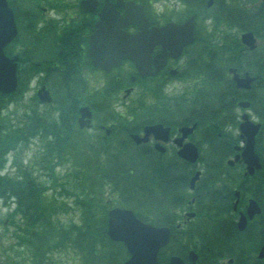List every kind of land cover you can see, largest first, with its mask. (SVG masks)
I'll return each instance as SVG.
<instances>
[{
  "label": "flooded vegetation",
  "instance_id": "obj_1",
  "mask_svg": "<svg viewBox=\"0 0 264 264\" xmlns=\"http://www.w3.org/2000/svg\"><path fill=\"white\" fill-rule=\"evenodd\" d=\"M20 1H24L22 6ZM7 3L28 39L32 37L37 45L45 37H52L55 47L60 49L53 61L27 65L26 70L41 75V85L50 88L48 69L65 89L73 84L74 92L69 99L74 105V117H68L67 123L78 127V108L86 105L91 115L82 129L95 134L96 147L108 141L115 143L121 137V143L156 155V161L150 164L154 169L149 179L152 184H140L127 202L122 200L117 186L112 185L114 202H110L107 210L129 209L143 221L150 218L153 226L166 227L170 238L163 246L168 252L158 253L161 263L170 264L172 255L190 263L188 253L194 251L196 263L203 264L199 252L205 247L213 264H264V257H257L264 243V238L257 236L264 230V188H256L258 181L252 178L264 164L261 161L256 168L253 162L244 159L239 136L244 116L259 123L255 150L260 155V139L264 138L260 116L264 107V0H7ZM107 12L109 18L116 19V32L110 35L101 29L105 38L98 37L97 47L102 44L104 55L112 56L106 61L109 70L93 66L89 53L91 36L99 33L102 27L99 21ZM248 32L252 33V39L244 36ZM116 57H120L119 64L112 65L111 59ZM94 72L106 75L103 88L110 78L114 81L115 84L110 82L114 89L112 97L93 102L90 73ZM148 72L151 74L141 76ZM245 74L250 77L248 83L242 80ZM216 77L221 78L217 83L222 86L216 85ZM223 77L231 85L224 84ZM149 81L155 84L153 97L165 99L152 103L151 115L141 114L147 110L142 107V112L134 116L128 111L133 103L129 98L136 87L139 91L147 88ZM231 86L234 92L229 89ZM85 90L89 91L87 96ZM103 101L114 113L97 112L102 109L95 107ZM216 117L225 120V126L217 127L212 120ZM155 123L167 131L158 130L156 138L151 134L140 143L130 138V134L142 135L146 125ZM184 127L191 131H183ZM186 144L197 148L193 162L184 157ZM222 145L229 150L222 159L224 164L212 161L216 158L212 155L213 146L220 150ZM165 154L173 157L167 158ZM136 168L139 176L143 175L142 166L137 164ZM253 200L260 211L249 215ZM107 210L103 209L106 215ZM156 218L164 221L152 220ZM184 242L192 243L186 246ZM227 242L233 245L234 255L223 246ZM239 242L245 251L236 246Z\"/></svg>",
  "mask_w": 264,
  "mask_h": 264
},
{
  "label": "trees",
  "instance_id": "obj_2",
  "mask_svg": "<svg viewBox=\"0 0 264 264\" xmlns=\"http://www.w3.org/2000/svg\"><path fill=\"white\" fill-rule=\"evenodd\" d=\"M15 42L23 45L22 37H17ZM33 44L34 42H31L30 46ZM26 53L27 51L24 47L20 48V55L21 57L23 56L22 63L25 62L24 56ZM22 72L19 74L18 90H21L24 85L25 79ZM220 79V77L215 78L216 85H221V83H217ZM223 83L231 85V81L226 80L224 77ZM229 89H232V86ZM226 90L225 88L223 89L224 92ZM14 94L18 93L15 92L9 95L0 93V111L4 104H7L9 100L13 99ZM60 105L58 115L60 118L58 123L44 120L42 115L33 110L30 114L24 113L21 121L16 124H10L7 119L5 120L0 116V169L5 165L9 151L21 150L24 147L23 144L31 140L32 136L37 138L38 144L40 145L28 157L26 164H32L31 166L29 164H23L20 161L16 163L17 169L14 176H11L6 171L3 174L0 173V200L7 203L10 198L13 199L14 207L12 210H9L8 215H11L12 218L15 214L19 216L18 221L21 222L22 233H24L22 240L23 242L25 240L29 244L32 257L40 260L37 261L38 264L44 261V257H47L46 252L51 248L63 245L66 242L69 246L73 247V250L75 249L83 254L81 256L84 259V264H89L86 259L91 258L95 264H98V259L101 260L100 258L106 259L110 264L114 260H120L123 253L120 257H116L115 254L118 248H114L108 250L103 255L100 251L101 256L96 255L99 253L97 250L98 242L100 241L99 243H101L104 233V220L102 216L96 215L98 208L96 206L100 205L95 204L97 202L96 198L90 196V165H97L98 174L95 177L97 180L96 185H101L102 179H110L113 185H116L118 190L121 191L123 195L122 200L127 202L128 198H130V193L135 194L136 187H139L140 184L147 182L148 184H152V181H149V179L154 169L151 168L150 164L155 162L156 159L146 150L133 154H115V150L108 151L106 149H104L106 152L105 159H101L103 156L102 150H93L91 146L86 144V147H89L91 150L90 160L87 158L88 154L84 155L80 152L73 153L74 149H83V143L80 142L79 138L80 131L74 123H67L68 117H74V105L68 95L66 101L61 102ZM148 113L152 114L151 109ZM260 116H262L264 123V107L260 111ZM212 120L217 121L216 125L218 127H223L224 122L221 118L216 117L212 118ZM46 133H51L49 139L45 137ZM119 144L121 145V142ZM221 147L223 149L219 150L213 146L212 155L214 154L216 158H212V161H223L224 164V160L222 159L228 154L229 150L227 149L228 147L226 148V145H222ZM43 149L44 151H42ZM28 153H25V155ZM259 153L264 161V138L260 139ZM65 154L74 163H80L84 160L87 162V159L90 162L89 165L87 163L84 164V162L83 165L79 164V168L76 166L71 172L76 178L74 187L79 188L83 194V197L80 194H74L76 203L81 210L79 220L75 224H60L58 221L52 220L54 213L57 211L65 212L64 207H66V204L58 201L56 196L69 192L66 188L59 189V186L64 184L57 182V177L55 176V172H53L54 164H52V161L57 158L61 163L62 157ZM101 163L108 164V169L101 166ZM137 164L142 166L143 175L141 176H139V171L136 168ZM131 168H133V174L129 176L128 172ZM32 169L34 172H32ZM45 172L51 178V183L48 187L46 184H42L37 180V175L41 173L45 176ZM33 174L34 176H32ZM252 178L258 181L255 183L256 188H264V165ZM67 181L69 180L67 179ZM93 188L96 190L95 196L100 195L102 188L98 186H94ZM46 190H50L53 193L52 198H47L45 195ZM152 220L164 221L162 218ZM257 236L264 238V230H261ZM223 246L228 252H233V245L229 242L224 243ZM236 246L241 248L242 244L239 242L236 243Z\"/></svg>",
  "mask_w": 264,
  "mask_h": 264
},
{
  "label": "rangeland",
  "instance_id": "obj_3",
  "mask_svg": "<svg viewBox=\"0 0 264 264\" xmlns=\"http://www.w3.org/2000/svg\"><path fill=\"white\" fill-rule=\"evenodd\" d=\"M23 36H24V33H21V37ZM17 48L18 50H15ZM20 48L22 47L16 46V43L14 42V44H12L8 50L13 53H20L19 52ZM22 75H24V71L22 72ZM31 76L32 78H30L29 81L25 80L26 82L22 87L23 93L20 96V98L17 97L13 101L9 100L7 104H4V106L1 108L0 116L4 118L5 120L7 119L10 124L12 123L16 124L21 121L22 115L24 113H27L26 112L27 110H31L32 108H35L39 114H42L44 120H47L50 122L54 121V123H58L59 118H60V116H58L59 108L58 107L55 108L51 104L40 103L38 101V98L35 97L36 96L35 90L41 86V85H38L40 81L38 80V76L36 74H31ZM103 76H106V75L99 73V72L90 73V94L96 95L98 90L103 89V84L105 83V78ZM52 80L54 83H56V79L54 76H52ZM55 87L65 90L64 86L59 81V78L57 79V83ZM170 89H171V86H170ZM70 90L74 91L72 83L70 85ZM88 93L89 91L85 90V96H87ZM160 98L165 99V98H162L161 96L153 97V95L149 91H144V87L141 88L140 91H139V88L136 87L135 91L131 94V97L129 98L130 100H132L133 103L131 106H129L128 111L132 115L138 116L139 113L142 112L141 111L142 107L150 106L152 105L153 102L156 101V99L161 100ZM123 110H124V107H123ZM223 121L225 122V120ZM90 132L91 131L80 132L79 138H80V142L83 143L82 144L83 149L73 150V153L80 152V153H83L84 155L88 154L87 158L89 160H90L89 156L91 154L90 152L91 150L89 147H86V145H88V143L90 142V135H91ZM223 132H225V129L223 130ZM227 132L230 133V131H227ZM45 137L49 139L51 137V133L50 134L46 133ZM118 139H121V137H117V140ZM36 141H37V138L35 136H32V139L28 140L25 143L26 145L23 144L24 147H22L21 150L9 151L7 155L8 161L6 162L5 171L10 173L11 176H14L16 174L15 171L17 169L16 163L22 161L23 164H26L31 152L35 151L36 149H38V146H40V145L35 144ZM104 144L106 145L107 143H104ZM88 146H90V144ZM118 149H119V154L123 153L124 150L126 154H129L131 148L123 149L120 146H118ZM42 151H44V149ZM28 152L29 154L25 155V153H28ZM115 154H118V153L115 151ZM165 155L167 156V158L173 157L172 155H169V154H165ZM88 159H87V162L84 160L80 163H74L71 160V158L66 156V154L63 155L61 163L59 162L57 158L53 159L52 161V164H54L53 172H55V176L57 177V182L60 183L61 179L69 180L64 185L59 186V189L66 188L69 190V192L61 193L59 196H56V199L58 201H63L69 204L73 202L75 193L80 194V189L74 187V184H76L75 182L76 178H75V175H73L71 172L76 166L77 168H79V164L83 165V162L84 164L87 163V165H89L90 162ZM29 165L31 166L32 164H29ZM101 166L107 167V164L101 163ZM96 169H97V165L92 164L90 167V176L96 171ZM32 172H34L33 169H32ZM46 174L48 173L45 172V176H44L43 174L39 173L37 175V180L41 182L42 184H46V186L48 187L49 184L51 183V178L49 175L47 176ZM32 176H34V174ZM96 186L101 187L104 193H107V191L109 190V186L103 187L98 184ZM45 195L47 196V198L53 197V193L50 190H46ZM126 204H129V203H126ZM72 206H73L72 204H69L68 205L69 209ZM13 207L14 205L11 204L10 201H8L7 203L0 201V264H25L24 262L26 259H27L26 264H31L30 262L31 250H30L29 244H27L25 240L24 242L22 240L24 233H22V229H21L22 224L21 222L18 221L19 216L15 214L12 218L11 215H8L9 210H12ZM71 216L76 217V213L72 210L68 211L67 214H63V215L59 212H56L52 215V220L53 221L60 220L59 222H62V221L67 220L68 217L71 218ZM70 255L71 253H65V252L59 251L58 253L53 254V259H55L59 264H81L80 261L74 262L73 260H71L69 258ZM81 255L83 254L79 252L78 258ZM51 264H56V263L52 260Z\"/></svg>",
  "mask_w": 264,
  "mask_h": 264
},
{
  "label": "water",
  "instance_id": "obj_4",
  "mask_svg": "<svg viewBox=\"0 0 264 264\" xmlns=\"http://www.w3.org/2000/svg\"><path fill=\"white\" fill-rule=\"evenodd\" d=\"M7 9L5 0H0V91L11 92L16 88V60L17 55L12 57H7L4 54L3 47L15 36L16 28L13 22V17ZM109 13V12H107ZM104 19V16H103ZM104 21V20H103ZM245 37L251 39V34H244ZM51 41L49 37L44 38L38 47L30 56V61L33 63H38L43 59H48L49 54L52 53ZM94 46V44L92 45ZM93 52L94 64L99 67H107L106 61L108 60L104 55H102L103 50L100 55L95 53L94 49H90ZM107 69V68H106ZM244 82L246 79H242ZM38 94L42 100L48 101L50 98L47 91L44 90L43 94L38 90ZM81 120L83 121L84 116H89L86 107H82ZM245 117V116H244ZM259 124H252L245 120L240 124L241 130L247 137L246 146L243 150L244 159L246 161L256 163L257 157L253 152V140L254 134L258 129ZM158 130L167 131L166 128H162L161 125H154L145 127V135L143 139L147 138L149 132H156ZM182 130L191 131V128H182ZM185 153L184 157L190 161H194L196 157V150L193 145L186 144L184 146ZM181 155V153H180ZM249 211V210H248ZM258 208L256 205L250 207L249 215L257 212ZM241 222L243 220L241 219ZM109 226L108 234L112 239H119L124 242L127 247L128 252L131 254L129 259L124 262V264H156L155 255L157 248L164 244L167 240V229L166 228H155L148 224H143L132 214L130 210H120L113 209L109 212ZM260 256L264 255V245L262 246ZM174 264H180L176 261Z\"/></svg>",
  "mask_w": 264,
  "mask_h": 264
}]
</instances>
